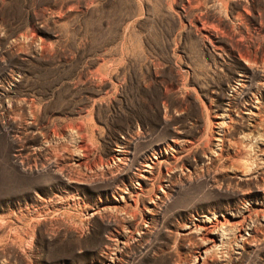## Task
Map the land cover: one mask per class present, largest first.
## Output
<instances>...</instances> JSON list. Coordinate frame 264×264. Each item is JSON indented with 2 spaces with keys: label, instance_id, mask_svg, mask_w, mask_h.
Segmentation results:
<instances>
[{
  "label": "rangeland",
  "instance_id": "obj_1",
  "mask_svg": "<svg viewBox=\"0 0 264 264\" xmlns=\"http://www.w3.org/2000/svg\"><path fill=\"white\" fill-rule=\"evenodd\" d=\"M200 3L0 0V264H264V0Z\"/></svg>",
  "mask_w": 264,
  "mask_h": 264
},
{
  "label": "bare ground",
  "instance_id": "obj_2",
  "mask_svg": "<svg viewBox=\"0 0 264 264\" xmlns=\"http://www.w3.org/2000/svg\"><path fill=\"white\" fill-rule=\"evenodd\" d=\"M225 2V1H224ZM223 2V3H224ZM202 3V2H201ZM200 0H186V4L182 5V14L191 15V19L189 21V25L191 28H193L197 35L204 39L205 41L206 39V11H203L202 9L200 10V6H201ZM203 4V3H202ZM202 7V6H201ZM188 13V14H187ZM208 22V21H207ZM209 25V24H208ZM244 40V39H243ZM245 41V40H244ZM239 52L241 53L240 56L244 61H249L248 59V51H247V47L244 45H239L237 46ZM259 48V47H258ZM250 52V51H249ZM263 52H264V48H263ZM256 54V53H255ZM251 57V56H250ZM263 58V56H262ZM254 59V60H253ZM252 60L255 61V58H253ZM264 59V58H263ZM251 60V59H250ZM251 60V62H252ZM257 60V59H256ZM261 60V59H260ZM259 61V60H258ZM256 62V61H255ZM248 63V62H247ZM250 64V63H249ZM258 64H261L260 62ZM258 64L255 66H258ZM253 65V64H252ZM263 66V65H262ZM254 68V67H251ZM258 69V68H257ZM254 70V69H253ZM254 73V72H253ZM253 75V74H252ZM250 75V76H252ZM84 149V147H82ZM211 239V238H210ZM210 241H214V239L212 238Z\"/></svg>",
  "mask_w": 264,
  "mask_h": 264
}]
</instances>
